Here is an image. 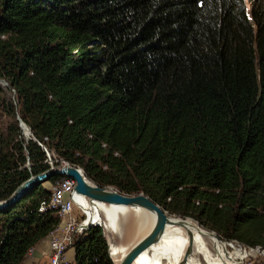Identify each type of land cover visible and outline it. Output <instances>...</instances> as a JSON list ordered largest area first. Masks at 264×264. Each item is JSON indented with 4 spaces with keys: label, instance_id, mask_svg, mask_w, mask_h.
Returning a JSON list of instances; mask_svg holds the SVG:
<instances>
[{
    "label": "trees",
    "instance_id": "trees-1",
    "mask_svg": "<svg viewBox=\"0 0 264 264\" xmlns=\"http://www.w3.org/2000/svg\"><path fill=\"white\" fill-rule=\"evenodd\" d=\"M0 81V203L49 169L19 118L55 167L264 248V0H0ZM46 183L0 213V264L59 226ZM72 248L113 264L100 228Z\"/></svg>",
    "mask_w": 264,
    "mask_h": 264
},
{
    "label": "bare ground",
    "instance_id": "bare-ground-1",
    "mask_svg": "<svg viewBox=\"0 0 264 264\" xmlns=\"http://www.w3.org/2000/svg\"><path fill=\"white\" fill-rule=\"evenodd\" d=\"M0 85L5 87L2 82ZM97 211L81 227H86L98 218L102 220V227L110 238V252L114 264H119L122 256L137 242L127 246L112 240L125 232L123 226L131 221V217L135 219L134 225L149 221V231L157 219L156 215L146 210L122 206L100 205ZM126 228L128 229L127 226ZM129 232L130 230L127 234ZM247 256L249 255L245 251L231 252L225 242L193 220L174 216L166 223L161 241L143 253L133 264H241Z\"/></svg>",
    "mask_w": 264,
    "mask_h": 264
},
{
    "label": "water",
    "instance_id": "water-1",
    "mask_svg": "<svg viewBox=\"0 0 264 264\" xmlns=\"http://www.w3.org/2000/svg\"><path fill=\"white\" fill-rule=\"evenodd\" d=\"M0 82L7 85L4 81ZM57 176L67 177L74 180L76 183L74 193L78 196L87 198L91 202L104 206H122L130 209H143L156 215V222L148 234L139 239L127 250V252L122 256L119 264H133L143 253L148 251L153 245L158 244L164 235L166 223L171 217H173L144 194L126 196L118 193L112 188H100L95 183L88 180L83 170L69 165L61 166L54 170H48L38 176L31 177L17 189L15 194L7 202L0 203V213L5 210H9L19 203L27 194L33 192L51 178ZM100 229H103L102 225L100 226ZM103 232L104 229L102 230V233ZM103 236L104 238L106 237L105 233H103ZM105 239L108 249L110 250V240L108 238ZM111 261L114 264L112 258Z\"/></svg>",
    "mask_w": 264,
    "mask_h": 264
},
{
    "label": "built area",
    "instance_id": "built-area-1",
    "mask_svg": "<svg viewBox=\"0 0 264 264\" xmlns=\"http://www.w3.org/2000/svg\"><path fill=\"white\" fill-rule=\"evenodd\" d=\"M19 121V120H18ZM21 121V120H20ZM19 125L22 131V135L28 142L33 140L37 145L44 151L46 155L45 163L49 166V170L56 169L55 162L56 159L54 155L46 148L44 142L34 139L28 127L21 121ZM47 141V139H45ZM105 148L106 145H103ZM118 154H116L117 156ZM61 166H67L68 163L60 161ZM75 181L70 178H63L57 182L56 186L51 190L50 195L42 201L40 212L45 213L48 211H56L60 223L57 229L52 234V252L50 261L51 264H69L66 259V252L68 248L72 245L73 241H69L68 236L74 235L76 232L81 236L87 234L91 228H100L101 219H97L86 227L79 226V229L75 231V226L77 224V218L73 216V213L79 210L83 217L87 220L90 215L96 214L99 208L98 203L91 202L87 198L78 196L74 193ZM98 216V215H97ZM253 249V250H251ZM249 251L253 253L254 256L264 257V248L257 247L251 248Z\"/></svg>",
    "mask_w": 264,
    "mask_h": 264
},
{
    "label": "rangeland",
    "instance_id": "rangeland-1",
    "mask_svg": "<svg viewBox=\"0 0 264 264\" xmlns=\"http://www.w3.org/2000/svg\"><path fill=\"white\" fill-rule=\"evenodd\" d=\"M4 84V83H3ZM0 88H2L3 90H5L6 92H7V85H5V87H2V85H0ZM7 94H8V92H7ZM10 98H11V100H13V96H12V94L11 93H9V95H8ZM18 120L20 121V119L18 118ZM21 122V121H20ZM4 127V125H1L0 126V128H3ZM61 179V178H60ZM44 186H46V187H48L49 189H50V191L56 186V185H50V184H48V183H46ZM113 189V188H112ZM116 191V190H115ZM119 193V192H118ZM100 206V205H99ZM170 215H172V214H170ZM73 216L75 217V218H77V224H76V226H75V231H77V229H79V226L83 223V222H85L86 221V219L83 217V214L78 210H76L74 213H73ZM173 216V215H172ZM175 217H179V216H176V215H174ZM173 216V217H174ZM187 219H190V218H187ZM190 220H192V219H190ZM134 221H135V219L133 218V217H131V221L127 224V225H125V226H123V228H124V231L125 232H123L122 234H121V236H116L115 237V239H113L114 240V243H120L121 245H132L134 242H136V241H138L139 239H141L142 237H144L146 234H148V228H149V221H146V223H140V224H136V225H134ZM194 222H196L195 220H193ZM61 223H62V221H61ZM61 223H60V225H61ZM197 223V222H196ZM147 224V225H146ZM198 224V223H197ZM102 225V224H101ZM146 225V226H145ZM199 225V224H198ZM126 226L128 227V229L126 228ZM202 227V226H201ZM104 229V228H103ZM102 229V230H103ZM128 230H130V232L127 234V231ZM206 230V229H205ZM207 231H209V230H207ZM103 233H105V230H104V232ZM209 233H213V234H215L216 235V233H214V232H211V231H209ZM53 234V233H52ZM52 234H51V239H52ZM105 235H106V237L105 238H108L109 240H110V238H109V236L105 233ZM79 236H81L79 233H75L74 235H72V236H68V240L69 241H74V240H76ZM217 236V235H216ZM218 237V236H217ZM219 238V237H218ZM220 239V238H219ZM106 240V239H105ZM222 242H225L227 245H228V248H229V250L231 251V252H233V251H235V250H238V251H240V252H243V251H245V252H247L248 253V255L249 256H247L246 257V259L243 261V262H240L241 264H264V257H262V256H254L253 255V253L251 252V251H249V249H251V248H247V247H245V246H243V245H240V244H238V243H236V242H227V241H224V240H222V239H220ZM125 241V242H124ZM128 243V244H127ZM110 250H111V248H110ZM109 250V251H110ZM251 250H253V249H251ZM110 255H111V252H110ZM111 258H112V256H111ZM113 259V258H112ZM68 261H70L71 262V260H68ZM74 262H71V264H73ZM49 264H51V261L49 260Z\"/></svg>",
    "mask_w": 264,
    "mask_h": 264
},
{
    "label": "crops",
    "instance_id": "crops-1",
    "mask_svg": "<svg viewBox=\"0 0 264 264\" xmlns=\"http://www.w3.org/2000/svg\"><path fill=\"white\" fill-rule=\"evenodd\" d=\"M51 252L52 239L50 235L30 251L23 264H49ZM66 257L71 262H74L75 253L73 248L67 251Z\"/></svg>",
    "mask_w": 264,
    "mask_h": 264
},
{
    "label": "clouds",
    "instance_id": "clouds-1",
    "mask_svg": "<svg viewBox=\"0 0 264 264\" xmlns=\"http://www.w3.org/2000/svg\"><path fill=\"white\" fill-rule=\"evenodd\" d=\"M68 165H69V164H68ZM68 165H67V166H68ZM69 166H70V165H69ZM59 167H61V165H60ZM56 168H58V167H56ZM48 170H49V169H48ZM48 170H47V171H48ZM63 178H67V177H61V179H63ZM61 179H60V180H61ZM60 180H59V181H60ZM59 181H58V182H59ZM56 184H57V183H56ZM75 186H76V183H75ZM50 192H51V191H50ZM72 244H73V243H72ZM70 248H72V245L68 248V250H69ZM247 248H248V247H247ZM68 250H67V251H68ZM66 254H67V252H66ZM66 259H67V257H66ZM67 261H68V259H67ZM68 262H69V261H68ZM69 264H71V263L69 262Z\"/></svg>",
    "mask_w": 264,
    "mask_h": 264
}]
</instances>
